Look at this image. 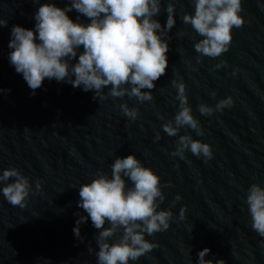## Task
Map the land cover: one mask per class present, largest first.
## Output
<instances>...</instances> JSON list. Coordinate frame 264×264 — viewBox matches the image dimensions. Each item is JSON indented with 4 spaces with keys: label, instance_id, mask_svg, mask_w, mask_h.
Wrapping results in <instances>:
<instances>
[{
    "label": "water",
    "instance_id": "water-1",
    "mask_svg": "<svg viewBox=\"0 0 264 264\" xmlns=\"http://www.w3.org/2000/svg\"><path fill=\"white\" fill-rule=\"evenodd\" d=\"M48 2L60 8L70 4V0H0V19L7 20V26L0 27V89L5 90L0 91V174L15 167L29 178L32 188L27 207L20 208L3 197L5 184L0 182V217L20 264H98L99 230L91 219L79 226L83 242L73 232L79 216L87 217L78 207L79 187L96 178L98 171L111 177L114 160L128 155L160 176L165 199L158 211L173 213L166 231L145 234L159 246L129 264H198L204 248L211 250L205 259L264 264V237L253 231L245 203L253 183L264 187V0H242L245 23L232 29L228 51L216 58L204 56L199 63L194 44L203 37L181 19L184 13L194 14V4L174 0L176 25L168 33V68L154 89L142 90L153 96L143 103L127 95L93 100L94 91L47 78L32 94L23 75L10 64L8 45L12 26L35 30L34 15ZM167 2L162 0L161 13L154 17L162 26ZM67 15L74 22L80 16L79 22L90 23L75 10ZM82 52V47L77 50L72 64ZM181 78L202 136L187 127L178 136L163 131L162 125L179 110L171 82ZM229 96L230 108L210 116L198 110L201 103L215 108ZM122 103L138 109L135 121L122 113ZM185 134L210 144L212 158L190 151L184 159L173 157L179 135ZM37 179L42 189L33 194ZM181 208H186L183 220Z\"/></svg>",
    "mask_w": 264,
    "mask_h": 264
},
{
    "label": "clouds",
    "instance_id": "clouds-1",
    "mask_svg": "<svg viewBox=\"0 0 264 264\" xmlns=\"http://www.w3.org/2000/svg\"><path fill=\"white\" fill-rule=\"evenodd\" d=\"M34 2L39 3V0ZM192 3L194 14L184 13L181 19L203 37L194 44L195 51L199 53L197 62H201L204 56H221L229 49L232 29L245 23L240 15L242 0H192ZM161 6L162 0H70L64 8L51 2L41 4L34 15L35 30L12 26L8 45L12 49L10 64L23 75L32 94L47 78L69 83L74 88L82 87L85 92L94 91L93 100L127 95L140 103L152 101L151 91L142 90L154 89V82L166 74L170 50L168 33L176 25L174 0H168L164 9L167 13L165 26L154 18L161 13ZM73 10L88 18L90 23L79 22L80 16L76 22L70 19L67 13ZM6 26L7 20L0 19V27ZM178 35H184L183 31ZM81 47L83 52L79 54L78 62L72 64ZM224 63L222 61L216 67H222ZM171 83L177 89L179 110L173 120L162 125L163 131L172 137L187 127L197 136H202L203 129L188 103L185 83L182 78L173 79ZM105 88H109L106 94ZM6 91L10 92V89ZM211 95L215 97L216 93ZM232 105L233 99L229 96L220 100L215 108L201 103L198 110L202 115L210 116L214 111H223ZM119 108L130 121L138 118L136 107L122 103ZM160 118L163 119L162 116ZM155 139H161L159 133ZM186 151L206 160L213 155L210 144L193 139L190 134L179 135L171 155L184 159ZM125 178L131 181L132 186L127 185ZM10 180L12 182H8ZM0 182L5 184L2 194L8 203L27 207L32 188L29 178L21 170L15 167L4 169ZM41 189V181L37 179L33 194ZM79 197L78 207L87 213V217L79 216L73 232L83 242L79 226L91 219L94 228L99 230L96 237L98 264L137 261L159 246L148 241L145 234L166 231L173 219L171 210L158 211L165 199L160 176L143 166L135 155L117 157L111 165V177L98 171L96 178L79 187ZM180 199L179 195L175 198L176 201ZM245 203L253 231L264 237V187L253 183L247 190ZM185 212L186 208H181V220L185 218ZM118 233V238L112 240ZM88 251L91 253L93 249L89 247ZM210 251L204 248L198 253V264H225L223 259H205Z\"/></svg>",
    "mask_w": 264,
    "mask_h": 264
}]
</instances>
